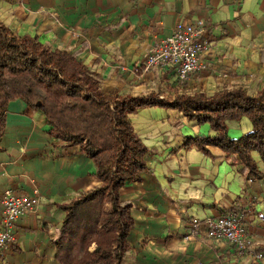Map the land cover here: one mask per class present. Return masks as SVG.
<instances>
[{"label":"crops","instance_id":"1","mask_svg":"<svg viewBox=\"0 0 264 264\" xmlns=\"http://www.w3.org/2000/svg\"><path fill=\"white\" fill-rule=\"evenodd\" d=\"M0 20L15 34L78 53L110 95L172 98L226 86L264 87V0H0ZM197 20L205 22L204 37L211 41L202 55L205 70L181 82L172 69H145L156 42L179 21ZM129 117L151 150L142 180L121 190L132 202L134 243L147 238V264H264L211 239L205 225L222 214H242L255 252L264 253V178L247 179L239 158L218 145L199 147V138L214 131L179 109L149 106ZM227 124L232 137L252 128L247 117ZM49 129L41 111L21 98L9 102L0 140V199L8 189H38L41 204L37 213L17 219V241L0 264H57L61 205L99 182L93 159L79 148L56 147L61 141ZM253 156L264 174V161L258 152ZM195 218L200 233L190 236Z\"/></svg>","mask_w":264,"mask_h":264},{"label":"trees","instance_id":"2","mask_svg":"<svg viewBox=\"0 0 264 264\" xmlns=\"http://www.w3.org/2000/svg\"><path fill=\"white\" fill-rule=\"evenodd\" d=\"M21 98L41 111L56 147L79 148L93 159L98 184L61 205L65 212L54 240L57 264H124L133 249L130 236L136 226L132 202L121 190L141 181L149 168L151 150L135 132L130 114L149 106L181 110L200 124L208 123L213 135L199 138L239 158L238 169L247 179L264 178L253 152L264 161V87H223L213 94L196 92L161 97L110 95L98 74L78 56L53 49L38 36L15 34L0 20V140L7 106ZM247 117L252 128L239 137L229 134L228 120Z\"/></svg>","mask_w":264,"mask_h":264},{"label":"built area","instance_id":"3","mask_svg":"<svg viewBox=\"0 0 264 264\" xmlns=\"http://www.w3.org/2000/svg\"><path fill=\"white\" fill-rule=\"evenodd\" d=\"M205 22L179 21L173 33L164 40L156 42L146 59L145 69L164 68L174 70L181 82H187L193 74L205 70L206 64L202 60L204 52L209 50L211 41L205 38ZM0 220V261L7 251L16 243L14 231L16 221L24 215L37 213L41 204L39 190L33 194L6 190L1 199ZM190 236L200 233L201 222L195 218ZM207 235L216 241H226L239 255H247L256 260H264V253L255 252L244 216L230 212L216 218L206 220Z\"/></svg>","mask_w":264,"mask_h":264},{"label":"rangeland","instance_id":"4","mask_svg":"<svg viewBox=\"0 0 264 264\" xmlns=\"http://www.w3.org/2000/svg\"><path fill=\"white\" fill-rule=\"evenodd\" d=\"M134 239L135 237L132 232L130 236V242L134 243ZM134 245L137 247L129 251L124 264H147V254H145V251L147 250V238L142 239L137 244L134 243Z\"/></svg>","mask_w":264,"mask_h":264}]
</instances>
